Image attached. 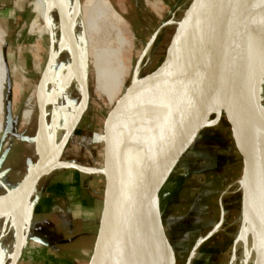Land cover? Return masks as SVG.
Returning <instances> with one entry per match:
<instances>
[{
  "label": "water",
  "instance_id": "obj_1",
  "mask_svg": "<svg viewBox=\"0 0 264 264\" xmlns=\"http://www.w3.org/2000/svg\"><path fill=\"white\" fill-rule=\"evenodd\" d=\"M244 2L173 0L166 17L145 43L121 96L104 118L97 132L104 138L98 141L95 164L88 168L61 159L87 110L88 88L78 38L62 18L58 0H49L43 24L49 25L48 13L54 10L69 36L75 51L76 80L82 92L80 109L49 153L48 113L44 104L37 103V136L45 146V158L15 188L0 194V207L20 203L55 169L96 176L101 186L99 212L87 264H163L166 247L172 255L171 264H175L162 223L163 200L169 195L167 190L182 157L200 132L224 119L241 158L238 181H241L253 225L258 235L259 231L261 233L254 264H264V145L259 163L254 167L246 138L247 125L252 126L251 121L257 115L264 117V108L258 102L263 83H255L230 51L224 53L220 47L221 36L237 18ZM262 6L264 0H257L256 7ZM250 17V12L245 14L238 26L240 35L245 33V23ZM166 28H170L171 36L161 61L151 72L141 76L144 58L149 56L158 35ZM43 34L48 40V50L37 83L38 98L45 91L55 61L54 40L50 34ZM221 63L227 64L231 73L223 88L219 83ZM9 106L10 102L6 108L7 127L12 121ZM7 131L9 128L5 133ZM3 139L4 134L0 143ZM8 172L7 168L1 170L0 178ZM27 237L28 232L11 264H16L21 257Z\"/></svg>",
  "mask_w": 264,
  "mask_h": 264
},
{
  "label": "rangeland",
  "instance_id": "obj_2",
  "mask_svg": "<svg viewBox=\"0 0 264 264\" xmlns=\"http://www.w3.org/2000/svg\"><path fill=\"white\" fill-rule=\"evenodd\" d=\"M38 1L0 0V50L8 72L7 85L0 102L4 121L0 138L3 134L6 137L10 131H16L22 102L38 82L47 57L48 40L43 32L40 34L38 31L42 21L34 10ZM83 1L77 0L76 12L87 79L88 106L61 159L91 168L97 159L98 141L104 138L97 132L128 84L133 66L145 43L166 17L173 0H106L112 6L109 11L114 18L110 20L108 16L102 20V17L94 16L96 11L93 10L94 18L90 23L92 45L89 49L82 38L87 30L86 18L91 14L86 6H82ZM55 31L60 37L59 26L51 32ZM170 36V28L158 35L149 56L144 58L146 61L141 76L151 72L161 61ZM112 40L114 43L107 46ZM118 40L119 43L116 42ZM233 52L242 54L246 51L240 43H236ZM67 68L63 69V77L66 76ZM96 69H100L101 73L95 74L93 71ZM230 77L231 74L219 77L221 88L226 86ZM16 86L21 87L19 94L16 93ZM261 96L262 93L259 99ZM8 102L12 121L7 127L5 117ZM258 102L264 104L263 100ZM8 128L10 131L5 133ZM60 134L58 132V138ZM252 135L246 134V137L251 140ZM3 141L0 143V170L7 168L9 172L0 179V193L3 189L16 186V170L22 163L24 149L22 144H16L13 140ZM255 152L251 150V156ZM241 166V158L224 119L213 127L203 129L184 154L167 190L169 195L162 203V223L173 249L175 264H227L239 213L240 193L236 191V183ZM73 177V170H54L39 183L41 198L31 209L27 242L16 264H67V261L87 264L96 232L100 179L96 176H81L80 184L85 183L87 192L96 195L98 200V210L89 206L83 211L77 204L64 202V198L77 193L79 185ZM58 185L60 187L55 188ZM54 190L59 199L57 212H52L49 208L52 204L48 203L53 196L51 191ZM34 224L53 229L62 239L71 236L72 242L56 246L55 251L36 245L30 239ZM171 261L172 255L166 247L163 264H171Z\"/></svg>",
  "mask_w": 264,
  "mask_h": 264
},
{
  "label": "bare ground",
  "instance_id": "obj_3",
  "mask_svg": "<svg viewBox=\"0 0 264 264\" xmlns=\"http://www.w3.org/2000/svg\"><path fill=\"white\" fill-rule=\"evenodd\" d=\"M76 2L77 0H58V10L62 18L69 23L73 32L76 34L79 44L78 52L79 56H81ZM256 2L257 0H245L239 15L221 36L220 47L224 53L230 51L234 60L240 65L246 74H249L250 78H252L255 83H263L260 91L262 96L259 100H263L264 102V6L257 8ZM74 3L75 5L73 7ZM81 4L82 6H86L89 15L91 14L88 19L86 18L85 27L87 30L84 38H82L87 49H89L92 45V29L90 28L92 25H90V23L92 24L94 18L93 10L96 11L94 16L102 17V20L108 16L111 20L114 18V15H110L109 10L112 9V6L106 0H84ZM48 6L49 0L45 2L44 0H39L34 8L36 15L42 21L41 26L38 28L39 33L46 32L50 34L54 40L55 46V61L49 73L45 91H43L38 98L36 95L38 82L32 86L31 91L22 102L16 131L14 133L10 131V135L8 134L6 137L4 136L5 138L3 139V142L13 140L16 144H22L24 147L22 163L16 170L18 176L16 186L25 176H29L38 166L40 161H43L45 158V151L43 149L45 146H42L37 136V115L35 114L37 103L44 104L48 113L46 127L50 140L49 153H52L53 147L66 132L80 109L82 92L76 80L77 71L73 61L75 51L69 36L64 31L62 25L60 23L57 24L58 19L54 10L48 13L51 18L49 25L45 26L43 24V19L48 11ZM248 12L251 13V17L245 23V33L240 35V33L237 32L238 26ZM78 19H80L79 16ZM82 23L84 24L85 22L82 20ZM58 26L60 27V37H58L56 31L51 32L52 30H57ZM116 42L119 43V40ZM112 43H114L113 40L108 43L107 46L110 47ZM236 43H240L246 52L242 54L237 52L234 53L233 48ZM66 66L68 67V71L66 76L63 77L62 72ZM219 67L220 76L231 74L227 64L221 63ZM93 72L95 74H100L101 70L96 69ZM51 73L54 75L51 76ZM7 74L8 72L4 57L0 50V102L2 101L3 92L7 85ZM16 87V93L19 94L21 87ZM260 94L258 98L260 97ZM261 106L264 108V104ZM62 119L63 123H61ZM251 122L253 123L252 126L247 125V135H253L251 140L248 136L246 138L250 158L253 166L256 167L259 163V158L264 145V117L257 115ZM3 123V110L0 108V131L3 128ZM43 132H45V130ZM58 132H61L59 138L57 137ZM255 137L257 138L255 139ZM251 150L256 151L253 156H251ZM236 185V191L240 193L241 199L238 218L236 220V231L233 235V244L227 264H254L257 253V244L259 243L261 233L259 231L258 235L256 227L253 225V221L242 193L241 181H238ZM15 187L3 189L4 191L0 194L6 193ZM39 189L40 187L38 185L34 192H31L20 203H9L0 207V264H11L18 249L23 245L25 235L29 232L28 223L32 203L35 202ZM228 206L229 205H227V207ZM192 256L190 258H192Z\"/></svg>",
  "mask_w": 264,
  "mask_h": 264
},
{
  "label": "crops",
  "instance_id": "obj_4",
  "mask_svg": "<svg viewBox=\"0 0 264 264\" xmlns=\"http://www.w3.org/2000/svg\"><path fill=\"white\" fill-rule=\"evenodd\" d=\"M73 173H74V177H73L74 182L77 183L79 185V187L77 186L78 189L76 191L77 192L76 195L75 196H70V195L67 196L66 198H64V200H65L64 202H66L67 204H69V203L70 204L71 203L77 204V206L80 208V210H83V211H85V209H88L89 206L94 207L96 210H98V208H97L98 200L96 199L97 196L96 195L92 196L93 194L87 192V185H85V183L83 185L80 184L81 183V181H80L81 176H85V177H89V178L92 176L83 175V174L76 172L74 170H73ZM2 178H0V179H2ZM58 187H60V186L58 185L55 188H58ZM51 192H52L51 195H53V196H52V199L48 203H51L52 205L51 206L49 205V208L52 212H57L58 211L57 206L59 204V199L57 198L58 196H56V195H58V193L55 190L51 191ZM40 194H41V192L38 191L37 197H36L34 205H33L34 207H35V204L38 203L39 199L41 198ZM167 197L168 196H166V198ZM165 199L163 201H165ZM89 201H90V203H89ZM33 206H32V208H33ZM47 206H48V204H47ZM161 213H162V218H163V207L161 208ZM97 218H98V215L95 218V225L96 226H97ZM32 229H33V231H32L33 235L30 237V239L34 240L36 245L44 246L46 249H49L51 251H55L56 246H58V245H61V244L67 243V242L68 243L72 242V238H70L71 236H68L67 239H62L59 235L56 234V231H54L53 229L52 230L48 229V228L46 229L44 226L34 224L32 226ZM41 234H44V236H41ZM93 241H94V239L91 242L89 253H91ZM80 252H82V251H80ZM89 256H90V254H89ZM88 259H89V257H88ZM67 264H73V263H71L70 261H67Z\"/></svg>",
  "mask_w": 264,
  "mask_h": 264
}]
</instances>
